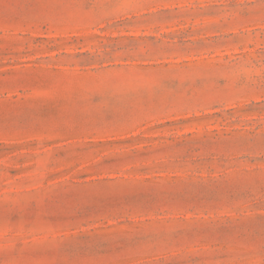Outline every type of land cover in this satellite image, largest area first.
Masks as SVG:
<instances>
[{
    "label": "rangeland",
    "instance_id": "374dc122",
    "mask_svg": "<svg viewBox=\"0 0 264 264\" xmlns=\"http://www.w3.org/2000/svg\"><path fill=\"white\" fill-rule=\"evenodd\" d=\"M0 264H264V0H0Z\"/></svg>",
    "mask_w": 264,
    "mask_h": 264
}]
</instances>
